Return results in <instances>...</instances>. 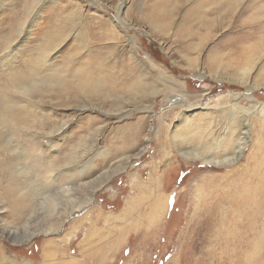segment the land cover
Masks as SVG:
<instances>
[{"label":"rangeland","instance_id":"obj_1","mask_svg":"<svg viewBox=\"0 0 264 264\" xmlns=\"http://www.w3.org/2000/svg\"><path fill=\"white\" fill-rule=\"evenodd\" d=\"M205 1L0 0V264H264V0Z\"/></svg>","mask_w":264,"mask_h":264},{"label":"bare ground","instance_id":"obj_2","mask_svg":"<svg viewBox=\"0 0 264 264\" xmlns=\"http://www.w3.org/2000/svg\"><path fill=\"white\" fill-rule=\"evenodd\" d=\"M214 1V0H213ZM217 4L220 2H225L229 5L230 0H215ZM206 0L204 3H207ZM228 8V7H227ZM51 51L44 53L41 57V61L45 60V58H49L51 56ZM39 60H36V64H39ZM45 63V62H43ZM151 64V63H150ZM42 85V84H41ZM50 85V84H49ZM61 85V84H59ZM55 86V84H53ZM60 89V86L56 85ZM13 90H17L19 92L25 93L32 89V86H24L21 89L16 88V85L12 88ZM24 96V95H23ZM192 155L195 158H200L197 154H188ZM239 155V154H238ZM235 156V159L238 157ZM208 163H220L222 161H214L212 159L205 160ZM225 162H229L230 159L226 158L223 160ZM233 161V159H232ZM236 161V160H235ZM243 172L237 174L236 181L233 182L234 185L231 187L230 196L232 198V203L236 210L238 211L239 215L244 218L246 221L244 234L249 235L250 237H258L257 240L246 242V244L250 247L252 254L257 255L262 249V243H264L263 238V231H264V185L262 182L261 177L258 175V165L254 167H247L242 169ZM264 171V170H263ZM238 233L237 235H240ZM32 236L29 237V239ZM26 241V240H25ZM18 242H22L19 240ZM17 243V242H16ZM259 259H255L253 262L249 261V264H258Z\"/></svg>","mask_w":264,"mask_h":264},{"label":"crops","instance_id":"obj_3","mask_svg":"<svg viewBox=\"0 0 264 264\" xmlns=\"http://www.w3.org/2000/svg\"><path fill=\"white\" fill-rule=\"evenodd\" d=\"M110 264V263H109Z\"/></svg>","mask_w":264,"mask_h":264}]
</instances>
